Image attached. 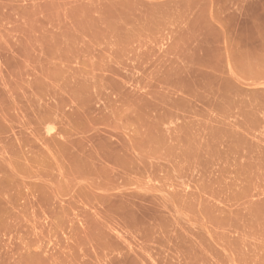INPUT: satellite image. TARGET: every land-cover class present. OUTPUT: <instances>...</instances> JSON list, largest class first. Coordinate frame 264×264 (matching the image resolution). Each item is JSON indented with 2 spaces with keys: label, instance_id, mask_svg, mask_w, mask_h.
I'll return each mask as SVG.
<instances>
[{
  "label": "rangeland",
  "instance_id": "obj_1",
  "mask_svg": "<svg viewBox=\"0 0 264 264\" xmlns=\"http://www.w3.org/2000/svg\"><path fill=\"white\" fill-rule=\"evenodd\" d=\"M79 51L0 0V264H264V142Z\"/></svg>",
  "mask_w": 264,
  "mask_h": 264
},
{
  "label": "crops",
  "instance_id": "obj_2",
  "mask_svg": "<svg viewBox=\"0 0 264 264\" xmlns=\"http://www.w3.org/2000/svg\"><path fill=\"white\" fill-rule=\"evenodd\" d=\"M35 46L103 56L129 93L158 79L239 141L264 142V0H35Z\"/></svg>",
  "mask_w": 264,
  "mask_h": 264
}]
</instances>
